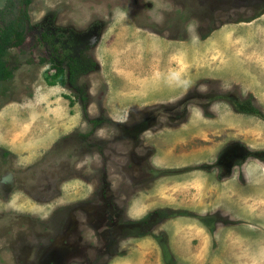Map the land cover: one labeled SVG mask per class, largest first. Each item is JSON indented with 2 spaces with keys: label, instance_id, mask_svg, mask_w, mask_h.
Returning <instances> with one entry per match:
<instances>
[{
  "label": "rangeland",
  "instance_id": "obj_1",
  "mask_svg": "<svg viewBox=\"0 0 264 264\" xmlns=\"http://www.w3.org/2000/svg\"><path fill=\"white\" fill-rule=\"evenodd\" d=\"M28 12L0 82V262L41 264L43 238L71 236L67 264H264V0ZM43 30L79 37L75 85L47 82Z\"/></svg>",
  "mask_w": 264,
  "mask_h": 264
},
{
  "label": "trees",
  "instance_id": "obj_2",
  "mask_svg": "<svg viewBox=\"0 0 264 264\" xmlns=\"http://www.w3.org/2000/svg\"><path fill=\"white\" fill-rule=\"evenodd\" d=\"M31 2L32 0H7L5 5L0 8V82L8 80L14 74V68L9 63V52L11 48L21 46L25 42L26 22L30 21V15L28 10H24L23 7L24 4L30 5ZM58 35L62 37L63 34L60 33ZM42 37L43 41H52L54 39L48 38L45 32ZM38 42L44 45L40 38H38ZM55 48L56 50L58 49L57 45H55ZM59 58L62 59L61 56ZM64 58L61 61L53 57L51 59H48V57L42 59V61L49 60L51 62V67L46 76V80L50 84L67 85V83H71L75 85L79 73L84 71L83 65L81 66L74 57H70L67 60ZM63 61L67 63V68ZM220 97L223 96H218L217 98ZM233 104L238 111L263 114L257 107L252 105L250 99L241 103L233 101Z\"/></svg>",
  "mask_w": 264,
  "mask_h": 264
},
{
  "label": "flooded vegetation",
  "instance_id": "obj_3",
  "mask_svg": "<svg viewBox=\"0 0 264 264\" xmlns=\"http://www.w3.org/2000/svg\"><path fill=\"white\" fill-rule=\"evenodd\" d=\"M33 1V0H32ZM32 3V2H31ZM30 3V4H31ZM30 5H27V4H24V10H28V7ZM28 24L30 25V21H27L26 22V30H25V33L26 35L27 34H31V29L30 27L28 26ZM46 33L48 38L50 39H53L52 41L50 40H47V41H43V33ZM59 32H53L52 31H49V30H43L41 32V34H38V36L36 37H33L34 41L32 43H37V44H41L40 42H38V38H40L41 42L43 43L44 42V45L41 44V46L44 47L45 49V52L47 54V57L48 59L51 57L55 58V59H59V61H61L64 57V59H68V58H75V56L72 54V50H76L80 44V39L79 37H74V36H66L65 33H61L63 34L62 37H59ZM66 36V40H64L63 38ZM55 45H57L58 49L56 50L55 48ZM84 45L82 44V47ZM59 56L62 57L59 58ZM63 63L65 64L66 62L63 61ZM233 143V142H232ZM234 146H238V143H233V144H230L226 149H224V154L223 156H226V155H230L231 153V156H232V160L230 162H232V166L231 168L235 167L237 164H236V160L237 157H239V154L240 152L238 151V147H234ZM242 151L245 152L246 149H242ZM238 151V153H237ZM248 152V151H246ZM249 154V153H248ZM222 156V157H223ZM225 158L223 157L221 159V162L225 161L224 160ZM229 162V163H230ZM234 164V165H233ZM98 205H95V207L97 208ZM107 203L106 205L103 207V211H105L107 209ZM95 207H92V209H95ZM106 212V211H105ZM103 212V213H105ZM62 213H60V216H61ZM65 221V220H64ZM111 222V221H110ZM112 223V222H111ZM64 225V222L62 220H60V223L58 225ZM65 227L62 226V231H63V228ZM61 231V232H62ZM68 231V230H66ZM107 235L111 234V232L108 230L106 231ZM72 236H73V233H71ZM65 235V234H64ZM48 237V236H47ZM43 238V242H42V247L46 249V247L48 246V250L46 252V254L44 256H42V259H41V264H67L66 260L68 258H71L73 256V251H76L77 250V247H78V244L75 240L76 237L72 238L71 236L69 238L73 239L74 240V243L70 241V243L68 242V246L65 247V244H63L61 241H59L60 238H54V239H49V238ZM22 240H24V238L19 235V238L15 239L14 238V242L13 244H16V242H21ZM15 246V245H14ZM52 247L51 250H49V248ZM2 247H0V254H1V251H2ZM29 254L26 253L25 250H22L20 253H17L16 256H15V260L18 259L19 262H22V264H29L30 262L32 263L34 260L32 258H30V256H28ZM9 261H4V262H0V264H8Z\"/></svg>",
  "mask_w": 264,
  "mask_h": 264
},
{
  "label": "crops",
  "instance_id": "obj_4",
  "mask_svg": "<svg viewBox=\"0 0 264 264\" xmlns=\"http://www.w3.org/2000/svg\"><path fill=\"white\" fill-rule=\"evenodd\" d=\"M47 143H49V141H46Z\"/></svg>",
  "mask_w": 264,
  "mask_h": 264
},
{
  "label": "water",
  "instance_id": "obj_5",
  "mask_svg": "<svg viewBox=\"0 0 264 264\" xmlns=\"http://www.w3.org/2000/svg\"><path fill=\"white\" fill-rule=\"evenodd\" d=\"M28 26H29V24H28Z\"/></svg>",
  "mask_w": 264,
  "mask_h": 264
}]
</instances>
